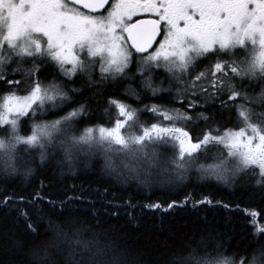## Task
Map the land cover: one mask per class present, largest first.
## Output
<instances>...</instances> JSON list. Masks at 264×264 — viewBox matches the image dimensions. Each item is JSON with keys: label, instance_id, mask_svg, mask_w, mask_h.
I'll use <instances>...</instances> for the list:
<instances>
[{"label": "snow or ice", "instance_id": "obj_1", "mask_svg": "<svg viewBox=\"0 0 264 264\" xmlns=\"http://www.w3.org/2000/svg\"><path fill=\"white\" fill-rule=\"evenodd\" d=\"M138 12L155 18L137 17L133 21ZM38 59L52 67V80L47 83L40 79L43 70L36 63ZM28 60L32 65L25 69L23 64ZM13 63L17 67L12 73L23 72L29 81L25 95L17 94L23 81L9 79L6 68ZM97 64L99 81L95 79ZM201 64L205 67L197 71ZM132 65L136 73L129 77ZM161 67L168 73L167 89L148 75L152 68ZM137 75L142 89L154 97L175 88L179 102L187 101L188 108L160 104L134 108L117 98L120 93L103 90ZM76 76L87 78L88 90L96 89L94 97H107L104 113L111 116L115 110L116 114L114 122L109 121L111 127L100 123L75 134L76 121L90 112L84 90L69 87ZM245 79L258 81L260 92L249 95ZM0 82L10 89L0 95V128L5 132L0 136V172L5 176L17 174L21 163L30 165L27 156L34 149H39L43 164L51 148L53 155L62 150L69 164L77 153H100L106 172L145 186L153 169L179 180L194 170L200 179L225 183L258 169L257 184L264 185V112L256 114L251 107L264 108V0H0ZM125 96L141 102V92L131 86L125 89ZM200 98H205V107L208 99H219L221 109L231 111L234 107L243 126L209 127L194 141L186 130L193 120L188 111L201 106ZM237 100L243 103L236 104ZM72 104L76 106L58 119L35 122L37 113L43 116L49 112L48 105L62 110ZM144 111L156 122H141ZM29 115L34 121L31 132L21 135L20 120ZM196 119L207 124L213 117L200 112ZM182 122L184 126H177ZM161 145L172 147L170 158H161ZM209 145L222 146L226 154L215 156L211 163L201 162L200 154L206 153ZM21 146H25V155L20 154ZM33 171L28 166L24 175ZM3 202L10 203L11 198L5 197ZM197 203L211 201L205 197ZM175 206L173 201L167 208ZM151 207L159 209L161 205ZM244 211L252 217L257 234L264 233V226H257L259 214ZM18 213L27 222L26 231L38 234L40 225L32 221L27 210ZM50 227L60 242L58 250L63 252L61 245H67L65 264H122L115 255L110 262L103 260L105 250L96 247L93 251V242L81 240L79 230L70 236L58 224ZM220 247L218 243L215 255L198 256L193 250L186 257L174 258L171 264H264V247L238 259L237 254L224 256Z\"/></svg>", "mask_w": 264, "mask_h": 264}, {"label": "trees", "instance_id": "obj_2", "mask_svg": "<svg viewBox=\"0 0 264 264\" xmlns=\"http://www.w3.org/2000/svg\"><path fill=\"white\" fill-rule=\"evenodd\" d=\"M39 63L43 70L40 79L45 83L51 81L52 67ZM6 71L13 75L11 79L26 84L19 90L25 93L29 81L24 73ZM135 73L136 67L132 65L128 76L132 77ZM148 75L157 85L169 88L168 73L162 68H152ZM73 79L75 83L69 87L82 88L90 103L89 114L75 123V134L79 135L86 127L100 123L111 126L109 121L114 122L116 114L115 110L111 116L104 113L107 97H94L96 89L88 90L86 77L76 76ZM95 79H100L98 69ZM3 86L5 84L0 82V95L4 93L1 90ZM129 86L141 92V102H137L134 96H125V89ZM103 90L120 93L117 98L134 108L144 109L145 105L152 104L188 108L187 101L183 104L178 102L180 98L175 88L171 92H160L155 97L151 91L143 90L138 75L135 79H123ZM260 90L261 87H258L249 93L258 94ZM97 99L99 104L95 102ZM199 102L200 107L188 111L193 120L186 126L194 141L202 138L209 127L223 130L225 127L242 126L234 107L231 111L221 109L219 99H208L206 107L205 98H200ZM75 106L72 104L61 110L48 105L49 112L43 116L37 113L35 122L58 119ZM261 109L264 112V108L255 105L256 114L261 113ZM200 112H205L213 120L207 124L197 120ZM140 120L149 125L156 122L146 111L141 112ZM33 122L31 115L22 117L20 134H30ZM179 126H184L183 122ZM4 134L0 128V136ZM24 147H20L21 155H25ZM158 151L162 159L173 155L170 145H161ZM212 151L226 154L222 146L209 145L207 152ZM27 158L31 164L21 163V171L17 174L5 176L0 172V264H65L67 245H61L63 252L58 250L60 242L56 240L50 224L60 225L70 236L79 230L81 240L93 242V251L96 247L105 250L103 260L110 262L115 255L122 264H171L174 258L186 257L193 250L198 256H205L206 253L215 255L218 243L221 245L220 253L226 257L237 254V259L264 247V233L257 234L256 227L251 223L252 217L244 211H256L259 214L257 226H264V185L257 184L260 179L258 169H250L227 183L215 178L200 179L193 170L184 180L158 185L150 179L149 185L145 186L130 178L119 177V180L115 173L106 172L104 157L100 153L75 154L71 164L64 160L60 149L53 155L49 148V159L43 164L39 161V149L32 150ZM207 159L201 162L211 163ZM28 166L34 171L26 177L24 171ZM5 197H10L11 202L4 204ZM205 197L211 203H197ZM173 201L176 206L168 209L167 205ZM157 203L161 205L159 209L151 207ZM25 209L32 221L40 225L38 234L26 231L27 222L18 213V210Z\"/></svg>", "mask_w": 264, "mask_h": 264}, {"label": "rangeland", "instance_id": "obj_3", "mask_svg": "<svg viewBox=\"0 0 264 264\" xmlns=\"http://www.w3.org/2000/svg\"><path fill=\"white\" fill-rule=\"evenodd\" d=\"M241 51H243L242 49H240ZM39 59L36 61V63H39ZM41 62V61H40ZM31 65H32V61L30 60V62L28 63L27 62V65L25 66V67H23V68H29V67H31ZM163 70H164V68L163 67H161ZM96 69H98V71H99V65L97 64V66H96V68H95V71H96ZM165 71V70H164ZM237 82V84H240V81H239V79L236 81ZM243 83H244V85H245V87L247 88V91H248V93L249 92H251V91H253V90H255L256 88H258V87H261V85L259 84V82L258 81H248L247 79H245L244 81H243ZM249 84H252L253 86L252 87H249L248 85ZM22 85V84H21ZM26 84H23L22 85V88L25 86ZM18 95H25L26 94V92L25 93H17ZM249 95H251L250 93H249ZM256 106H258V105H256ZM251 107H253L254 108V111H255V105H252ZM261 112H262V109H261ZM256 113V112H255ZM255 118V117H254ZM255 120V119H254ZM112 126V125H111ZM111 126H106V127H111ZM179 126V125H178ZM243 126V125H242ZM85 152H80V153H77V154H84ZM217 155H219V152H211V153H208V152H202L201 154H200V159L201 160H203V159H206V158H208L207 160H210V162H212V159L215 157V156H217ZM117 163L119 164V159L117 158ZM20 171H21V167H20ZM117 177V176H116ZM117 178H119V177H117ZM149 180L151 179V180H154V183H156L157 182V184L158 185H165V184H171V183H174L176 180L177 181H181V180H179V179H177L174 175H172L171 173H168V172H161L160 171V169H153L152 170V175L148 178ZM119 180H120V178H119Z\"/></svg>", "mask_w": 264, "mask_h": 264}, {"label": "flooded vegetation", "instance_id": "obj_4", "mask_svg": "<svg viewBox=\"0 0 264 264\" xmlns=\"http://www.w3.org/2000/svg\"><path fill=\"white\" fill-rule=\"evenodd\" d=\"M146 18V19H150V18H155V17H151V16H148V15H142V14H140L139 12L137 13V16H134L133 17V21H135V19L136 18ZM238 52L242 55L243 54V51H241V50H238ZM225 59H227V57H224ZM213 62H214V60H213ZM207 63V62H206ZM15 67H17V65L15 64V63H13V64H11V66L10 67H7L6 68V70H12L13 68H15ZM205 67V65L204 64H201L200 65V68L199 69H197V71H199V70H202L203 68ZM13 75H9V79H11V77H12ZM15 76V75H14ZM21 88H22V85H20V90H21ZM1 90H3L4 92H7V91H9L10 89L8 88V87H6V85L5 86H3L2 87V89ZM224 99L225 100H227V97H224ZM180 100V99H179ZM179 100H178V102H179ZM180 103V102H179ZM236 103L237 104H240V103H243V101L241 100V101H236ZM198 104L200 105V102H199V100H198ZM192 111V110H191Z\"/></svg>", "mask_w": 264, "mask_h": 264}, {"label": "water", "instance_id": "obj_5", "mask_svg": "<svg viewBox=\"0 0 264 264\" xmlns=\"http://www.w3.org/2000/svg\"><path fill=\"white\" fill-rule=\"evenodd\" d=\"M141 19H146V18H141Z\"/></svg>", "mask_w": 264, "mask_h": 264}, {"label": "bare ground", "instance_id": "obj_6", "mask_svg": "<svg viewBox=\"0 0 264 264\" xmlns=\"http://www.w3.org/2000/svg\"><path fill=\"white\" fill-rule=\"evenodd\" d=\"M17 74V73H16ZM259 106V105H258Z\"/></svg>", "mask_w": 264, "mask_h": 264}]
</instances>
